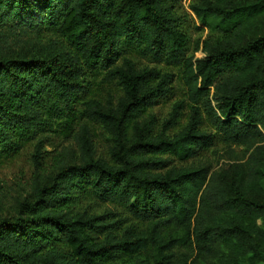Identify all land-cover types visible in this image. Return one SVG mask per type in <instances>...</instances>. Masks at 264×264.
Returning a JSON list of instances; mask_svg holds the SVG:
<instances>
[{
  "label": "trees",
  "instance_id": "16d2710c",
  "mask_svg": "<svg viewBox=\"0 0 264 264\" xmlns=\"http://www.w3.org/2000/svg\"><path fill=\"white\" fill-rule=\"evenodd\" d=\"M183 1L0 0V160L35 141L36 168L35 199L0 218V264L264 260V0H192L191 11ZM193 29L209 30L202 57L188 53ZM30 42L47 54L14 53ZM129 49L178 66L190 104L178 100L164 121L146 116L175 72L139 66ZM94 67L122 87L116 104L85 97ZM76 117L86 121L74 145L54 149L44 167L39 136ZM87 120L107 134L106 156ZM217 139L218 168L188 164ZM92 197L118 210L86 208Z\"/></svg>",
  "mask_w": 264,
  "mask_h": 264
},
{
  "label": "rangeland",
  "instance_id": "374dc122",
  "mask_svg": "<svg viewBox=\"0 0 264 264\" xmlns=\"http://www.w3.org/2000/svg\"><path fill=\"white\" fill-rule=\"evenodd\" d=\"M192 0H184V8L191 11L190 3ZM208 29H193L190 32V42L188 46V53L195 54L196 57H202L205 53L202 50V46L197 49V43L199 40H203L208 36ZM12 49H15L14 53H17L19 50L27 53L29 57H37L43 53L47 54V51L44 49L43 44L39 43H23L22 45H14ZM54 52V50H53ZM125 53L137 60L139 66L145 67H159L161 70H170L175 72L174 81L171 84L170 92L162 97L157 104L151 107L145 115H149L150 112L155 113L160 121H164L169 118L170 112L175 102L178 100H184L188 105L190 102L186 98L185 92L186 89L179 79L180 77V68L176 65H162L150 61L147 58H142L138 56L135 52L126 50ZM84 85V95L87 99L97 98L105 104H116L119 98L123 95L122 87L119 85L116 79H105V70L94 67L92 69L86 70V75L83 78ZM214 90H211V95L213 96ZM83 97L80 102H78L76 113L81 109L82 101L85 99ZM187 99V100H186ZM215 103V99H214ZM188 108L184 109L183 115L181 117L179 125L173 129L177 131L181 129L187 122L188 118ZM75 116V115H74ZM73 116V117H74ZM79 121H86L85 119L81 120V117H76L74 122L68 123L67 126L64 124L57 127L55 130L47 131L42 133L39 137H44L46 146H45V162L44 167L50 165V157L53 156L54 149H61L65 146H73V135L78 129L77 123ZM91 126L93 139L97 147L99 155L106 156L107 149L110 144V140L107 134L104 132L100 124L94 121H88ZM212 130L211 127H207ZM35 141L27 143L16 155L8 158H3L0 160V218L14 219L17 217L20 204L25 201H33L35 199L33 194V185L36 180V168L32 161V149ZM218 147L221 148V155L224 157L219 158L218 154L214 153V149ZM215 148L204 151L200 154V157L192 159L188 164L194 163L196 165L209 164L212 169H216L220 166L222 161L226 159V154L224 150V144L217 139V144ZM238 152L242 151V148H236ZM48 155V157H47ZM47 157V158H46ZM55 171H50V175L54 174ZM83 205L95 212L103 213L109 210H118L115 209L116 205L107 202L95 201L94 198L86 199ZM119 211L124 213L123 210L119 207ZM126 214V213H124ZM256 264H264V260L259 261Z\"/></svg>",
  "mask_w": 264,
  "mask_h": 264
}]
</instances>
